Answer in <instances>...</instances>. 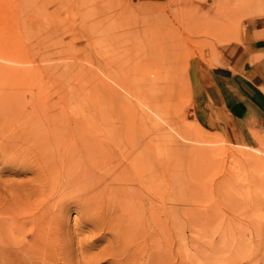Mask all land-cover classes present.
<instances>
[{
  "label": "rangeland",
  "instance_id": "rangeland-1",
  "mask_svg": "<svg viewBox=\"0 0 264 264\" xmlns=\"http://www.w3.org/2000/svg\"><path fill=\"white\" fill-rule=\"evenodd\" d=\"M254 3L264 0H0V238L41 219L27 206L52 182L68 229L76 200L125 201L123 226L156 235L152 253L163 245L154 217L172 215L174 246L188 255L182 232L205 240L204 213L207 238L231 254L208 262L264 264V126L243 137L203 128L189 88L192 66L222 47L237 70L252 14L241 9ZM169 199L174 210L159 204ZM104 240L91 252L112 242Z\"/></svg>",
  "mask_w": 264,
  "mask_h": 264
},
{
  "label": "bare ground",
  "instance_id": "bare-ground-1",
  "mask_svg": "<svg viewBox=\"0 0 264 264\" xmlns=\"http://www.w3.org/2000/svg\"><path fill=\"white\" fill-rule=\"evenodd\" d=\"M141 157L142 156L137 158V160L139 159V162ZM143 158L144 157H142V159ZM52 161L53 160H51V162ZM41 163L42 166H48L47 170L50 168L47 157H42ZM142 163V165H146L144 164L145 161ZM53 164H55V162ZM45 174L46 173H43V175ZM45 178L47 177H44V179ZM51 183H42L37 189L38 200L27 206L31 214L36 215V217H41V219L35 222L32 219L33 223L29 225L30 230H26L24 227H17L19 238L14 237L11 234L8 236L7 234H4L0 238V264H100L102 262H108L109 264H213L208 262V260L209 258L212 259L216 254L231 255L227 249L221 247L216 248L213 241L207 238L212 235L210 233L212 224L210 223L211 220L209 221L208 215L204 213V223L203 225L200 224L199 232L201 235L200 238H204L205 240H200V244H197L193 237H190V239L186 237L187 234H185V232L189 230L188 228H185L182 232V238L187 239L186 242L188 243V246L191 245L192 247L190 249L194 251V253L188 255L184 254V251L188 248L185 246L186 244L183 246H177L176 248L174 246L178 237L177 232L173 228V224L176 222L175 216H168L164 218V220H160L159 217H154L153 223L156 224L157 227L162 228V230L160 229L161 232L159 236L163 239V245L156 249L160 254L152 253L154 251H152L153 247L151 245L157 236L154 234L148 235L146 232H140L136 229L132 230L131 228L123 226L126 219L118 216L120 205L126 203L123 200V202L120 203L112 201L111 199L108 201L106 199L102 200V198L101 201H99L100 203L94 201L95 199L90 200L85 198L83 201H80V199L78 201L74 200L80 216L78 220L74 222V228L72 227V229H68L62 218V214L66 210V200L51 201L50 196L53 192V187L50 186ZM55 189L59 190L61 188L56 187ZM83 190V188H80L79 192ZM76 191L77 190H75V192ZM84 192H82V194H84ZM89 192L93 193L92 189ZM168 203L171 205V210H174L176 206L175 200L169 199L166 203L163 200L159 202L162 208ZM17 211L9 212L15 217ZM142 221L141 224L145 226L147 221ZM196 223H198V221ZM87 226L88 228L92 227L91 229L93 232L89 233L88 236L84 235L79 237L78 232H80L83 227ZM106 234L111 236L112 242L110 241L107 243L104 248L99 249L96 253L91 252V250L95 248V242L104 240ZM189 234L191 235V232ZM28 236H32L31 238H33V241L31 243L29 242L30 244L27 245L26 239ZM104 241L108 242V240ZM256 252L257 250L255 249L240 250V255L245 257ZM146 254H148L147 257ZM238 255L237 252L234 254L235 257ZM226 263L228 264L229 262Z\"/></svg>",
  "mask_w": 264,
  "mask_h": 264
},
{
  "label": "crops",
  "instance_id": "crops-1",
  "mask_svg": "<svg viewBox=\"0 0 264 264\" xmlns=\"http://www.w3.org/2000/svg\"><path fill=\"white\" fill-rule=\"evenodd\" d=\"M247 16L240 28V61L237 70L228 65L224 48L209 56L208 64H194L189 88L198 123L221 133L240 137L264 126V5L242 6Z\"/></svg>",
  "mask_w": 264,
  "mask_h": 264
}]
</instances>
